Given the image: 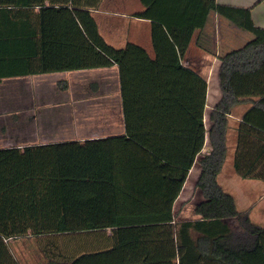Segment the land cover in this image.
<instances>
[{
	"label": "trees",
	"instance_id": "obj_1",
	"mask_svg": "<svg viewBox=\"0 0 264 264\" xmlns=\"http://www.w3.org/2000/svg\"><path fill=\"white\" fill-rule=\"evenodd\" d=\"M100 1L0 0V78L116 64L126 125L119 136L0 149V264H21L7 241L29 235L46 264H264V226L219 182L239 105L248 109L235 126L233 166L264 180V27L252 7L141 0L137 16L162 23L181 57L212 11L254 34L218 58L221 98L207 132L206 96L163 97L147 49L117 48L99 31L91 10ZM207 133L199 217L177 220L175 200Z\"/></svg>",
	"mask_w": 264,
	"mask_h": 264
},
{
	"label": "crops",
	"instance_id": "obj_2",
	"mask_svg": "<svg viewBox=\"0 0 264 264\" xmlns=\"http://www.w3.org/2000/svg\"><path fill=\"white\" fill-rule=\"evenodd\" d=\"M216 1L252 7L251 16L255 24L264 27V1ZM144 9L141 0H101L91 11L99 31L111 45L121 48L128 42H134L145 47L156 59L163 97L206 96L204 123L208 132L211 109L221 98L218 58L244 45L245 36L240 40L243 29L212 11L205 26L195 30L186 54L181 57L162 23L137 16ZM257 16L262 21L260 24L257 23ZM247 109L245 105H239L229 114V149L234 134L232 127ZM125 132L121 76L116 64L0 78V149L23 150L54 142L119 136ZM210 148L207 133L203 151L197 156L175 200L174 212L179 202L194 194L201 173L198 160ZM241 211H248L253 220L255 208L248 206ZM33 237L29 235L7 241L19 262L28 255V243ZM11 242L16 243L11 246Z\"/></svg>",
	"mask_w": 264,
	"mask_h": 264
},
{
	"label": "rangeland",
	"instance_id": "obj_3",
	"mask_svg": "<svg viewBox=\"0 0 264 264\" xmlns=\"http://www.w3.org/2000/svg\"><path fill=\"white\" fill-rule=\"evenodd\" d=\"M260 17L257 16V23L260 24ZM245 36V44L249 40L254 38V34L243 30V36L240 40H243ZM242 44V45H243ZM241 46V45H240ZM235 124L232 127L234 134L232 142H230V149L228 151L227 160L224 164L223 170L219 176V182L228 193L232 194L236 199L238 208L243 210L248 206L255 208V215H253V222L258 225L264 226V180L245 179L239 176L233 166L234 158V146H235ZM234 140V142H233ZM192 186L190 192H192ZM197 192V193H196ZM192 195L187 196V199L177 204V220H194L199 216L194 212L195 205L203 200L202 192L196 188L193 190ZM196 216V217H195ZM195 217V218H194ZM33 240L28 243V255L21 258V264H43L47 261V257L37 238L33 237ZM16 242H11V246Z\"/></svg>",
	"mask_w": 264,
	"mask_h": 264
}]
</instances>
